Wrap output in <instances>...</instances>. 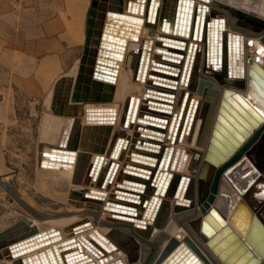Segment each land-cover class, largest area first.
Returning <instances> with one entry per match:
<instances>
[{
  "label": "bare ground",
  "instance_id": "1",
  "mask_svg": "<svg viewBox=\"0 0 264 264\" xmlns=\"http://www.w3.org/2000/svg\"><path fill=\"white\" fill-rule=\"evenodd\" d=\"M177 1L102 0L97 3L98 12L95 16L98 20L93 24V37L89 41L91 45L88 46L86 66H83L75 78L65 76L68 77L66 81L62 85H56L52 97L49 98V101H53L52 105L51 102L50 105L46 104L52 113L44 118L45 123L41 131V139L44 140L40 139L39 152L37 151L42 175L38 174L33 190L23 192L25 197L31 198L30 204L23 200L24 206L34 216L23 215L13 226L0 231V264H36L33 256H37L40 264H44L40 255L42 251L49 263L53 264L47 249L50 247L53 251L55 246L59 252L61 246L58 244L70 239L72 241L69 243H79L83 254L88 257L94 252L102 258H111L110 262L120 259L122 264H143L146 258L145 247L148 245L146 240H158L163 234L166 236L160 241L159 250L151 264H155L170 238L179 242L190 238L208 258H211V250L202 240L204 233L201 230L196 231L193 223L200 221L202 225L204 216L209 213L211 207L222 215L227 213L232 205L229 186L234 189L245 187V173L250 168L245 160L230 174L224 173L215 201L205 211L202 209L205 198L198 192L199 174L220 103L226 100L224 91L230 89L238 93L246 92L249 74L246 73L235 84L231 82L226 73L225 49L221 55L222 63L216 65L218 68L214 70L210 59L206 58V21L225 18L221 27L223 40L227 32L240 36L239 62L246 68L252 59L264 69V44L260 40L264 31H258L264 21V0H188L192 17L190 29H185L182 36L174 33L168 26L162 27L164 18L173 24ZM203 6L207 9L204 15V33L202 38H199L198 34L193 38L197 8H200L201 15ZM167 37L186 41V45H182L185 49L181 51L184 57L179 59L180 63H171L180 68L179 71H173L178 75L177 78L174 77L178 80L177 83L152 76L158 74L152 71L155 63L164 62L163 54L158 49L173 50L163 43ZM75 84L80 85L79 93H86L87 101H73ZM150 89L174 93L173 98L162 95L163 98L173 101L170 102L172 106L155 103L163 100H158L156 96L159 95ZM186 92H189V98L182 108L183 117L180 120L178 138L174 140L173 130L178 124V115ZM132 97L138 101L136 108L131 110L133 113L126 120V111ZM191 98L194 100L192 104ZM97 108H111V117L115 115V119L99 118L108 117L109 113ZM153 108L173 112L175 120L171 133L168 131L172 120L170 115H166L169 120L164 123L167 126L164 136L144 130L145 124L140 119L143 118V112L152 113L150 111ZM188 109L190 111L186 119L185 113ZM67 110L70 112H61ZM150 134L154 139L149 138ZM119 138H122L120 142ZM144 141L157 143L161 147L143 144ZM116 144V151L113 152ZM167 146H173L168 167V172H171L173 177L172 184L163 195L158 194L154 202L144 205V201H149L153 194L152 186L148 185L138 193V197L119 191L124 189L119 188L118 184L127 177L123 173L126 164L145 167L143 162L155 163L154 159L146 156H156L155 152L160 151L157 156L161 157ZM177 148H180V151L185 149L188 156L182 170L170 168ZM179 154L180 152L176 156V162L179 160ZM112 161L118 163V167L113 169L112 179L103 183ZM182 175L190 178L185 196L180 193L177 195L175 190L171 191L175 179ZM12 177L7 176L0 180V185L13 190L15 178L13 180ZM203 181L206 184L211 179L204 178ZM257 196L261 199L264 195ZM120 197L133 202L122 200ZM184 197L190 198L191 201L184 200ZM15 201L22 203L19 199ZM117 203L133 206L135 209ZM239 219L243 223L247 220V215L242 209L239 211ZM43 220L53 224L46 225ZM86 222V225L80 226ZM250 223L247 221L248 228ZM232 228L240 235L241 232L233 224ZM43 232L46 235L44 234L42 239L35 238L37 245L45 243L42 247L36 249L32 242L13 248L15 243ZM255 235H260L258 230ZM206 238L209 237L206 235ZM93 239L103 244L106 250ZM187 248L192 250L188 245ZM53 254L56 264H59L54 252ZM58 254L63 261L62 254ZM258 257L262 264L264 256Z\"/></svg>",
  "mask_w": 264,
  "mask_h": 264
},
{
  "label": "water",
  "instance_id": "2",
  "mask_svg": "<svg viewBox=\"0 0 264 264\" xmlns=\"http://www.w3.org/2000/svg\"><path fill=\"white\" fill-rule=\"evenodd\" d=\"M92 4H96V2L94 1ZM188 6V0H178L176 3L173 24L171 21L164 18L162 21V27L168 26L169 28H172L171 30L174 33H178L182 36L185 29H190L189 26L192 16L191 10ZM201 9L202 14L199 15L200 8H197L193 38H196L197 34L199 38H202L204 33V15L207 9L204 6ZM112 13H114V15L116 14V12ZM117 14L121 15V13ZM91 16H94V13L93 9L90 8L86 21L87 28L84 54L89 52L87 47L90 41L89 36L91 30L89 27L93 25ZM223 23H225V18L223 17L213 18L211 21H206V58L210 59L214 70H216L218 68L216 65H220L222 63L221 55L223 49H225L227 54L226 73L228 78L235 84L240 81L246 73H248V88L246 92L241 93L234 92L230 89H226L224 91L226 100H222L220 103L212 136L208 144V149L204 155V161L199 174L200 181L198 185V192L199 194H203L205 198L202 209L205 211V209L210 208L211 204L215 201L216 195L219 192L222 175L224 173L226 175L230 174L245 160H247L250 168L247 173H245L247 180L245 182V187L242 189L237 187L234 189L229 186L232 205L229 207L230 209L226 211L227 213L222 215L217 209L211 207L209 213L205 214V219L203 220L202 225L200 221L193 223V227L196 231L201 230L204 233V235H202V240L210 248L212 253L210 255L211 258H208L190 238L185 239V245L184 242H179L175 238H170L160 256L155 260V264H260L261 260L258 255L264 256V196L261 199H258L257 196V194L264 195V69L252 59L249 60L250 65L246 68L243 63L239 62L238 51L240 36L238 34H231L230 32H227L226 37L223 40L221 33ZM258 29V31H264V21L260 24ZM260 40L264 44V34ZM163 43L167 48L175 51L162 48L158 49V51L163 54L162 59L164 62L158 61L155 63L152 71L157 72L158 74H152V76L160 80L177 83L178 80L176 78L178 75L174 74L173 71H179L180 68L172 65L171 63H177L180 58L184 57V54L181 51H184L185 47L182 45H186V41L179 38L167 37L166 42ZM191 46L192 45L190 44L189 48H191ZM84 58L85 56L83 55L81 60L83 61ZM67 78L68 77L65 76L60 78L56 85H62ZM70 87L71 86H69V89L71 90ZM163 87L168 86L163 85ZM79 91L80 85L75 84L72 96L73 101H87L88 98L86 93H79ZM150 91L159 95H155L158 100H163V102L155 101V103L163 106H172L170 102L173 101L163 98L162 95L173 98L175 97L174 93L155 89H150ZM188 98L189 92H186L181 103V110L178 115V124L175 127V130H173L174 140L178 138L177 135L180 129V120L183 117L182 108L185 106V102ZM96 99L97 98H93V100ZM137 101L138 100H136V98H131L126 111V120L130 114L133 113L131 110L136 108ZM193 101V98H191V104ZM189 111L190 110L188 109L185 113L186 119L189 115ZM61 112L66 114L69 113L70 110ZM110 112L112 113V111ZM150 112L152 113L143 112V118L140 119V121L145 124L144 130L152 134L164 136L166 134V131L164 130H166L167 127L164 123L166 124L169 120L166 115H170L172 120L170 126H168V131H170V133L172 132V126L175 120L173 112H169L162 108H153ZM157 113H161L162 115L159 116ZM145 118H148L149 120H145ZM181 131H183V128ZM152 134L148 135L150 139H154ZM121 140L122 138H119L118 142ZM143 144L159 145L149 141H144ZM159 146L161 147V145ZM116 148L117 144L113 152L116 151ZM172 150L173 146L171 148L167 146L165 147L161 157L157 156L160 154V151L155 152L157 154L156 156H146L147 158L154 159L155 163L151 164L143 162L145 167L126 164L123 173L127 177L118 184L119 188L124 189H120L119 191L127 195L138 197V193L142 192V190L149 185L153 187V194L151 195L149 201H144V205H146L147 202H154L157 199L158 194L163 195L172 184L171 180L173 175L171 172H168ZM185 151V149L181 151L180 148L176 149L170 168L175 169L176 167L178 170H182L188 158ZM179 152V160L176 162V156ZM226 159L228 160L225 161ZM116 167H118V163H115L114 161L109 164L103 183L112 179L113 176L111 175L113 169ZM204 178L211 179V181L205 184L203 181ZM189 181L190 178L185 177L184 175L177 177L171 186V191L175 190L177 195L180 193L182 196H185ZM120 199L133 202V200L127 198L125 199L120 197ZM184 200L191 201V199L187 197H184ZM117 204L130 209H135V207L126 204ZM241 209L247 215L245 223L241 222L239 219V211ZM247 221L251 222L249 228ZM232 224L241 232L240 235L233 230ZM257 230L260 233V237L255 235V231L257 232ZM44 234L46 235V233L43 232V234H37V236L35 235L28 239L21 240L15 243L13 248L28 245L29 243L34 242V245H36L35 248L38 249L45 243L37 245L35 238L40 240V238L42 239V237L45 236ZM206 235L209 237L208 239L206 238ZM94 240L101 248L105 249L103 244L96 239H93V241ZM71 241L72 240L70 239L58 244L61 246L59 252L62 254L63 261H61L60 255L58 254L59 252L55 246L53 247V251L50 247L47 249L49 259L53 264H56L53 252L58 259L59 264H122L120 259L110 262L111 258H102L100 254H96L94 252H91L92 255L88 257L87 254H83L79 243L70 244L69 242ZM187 245L192 250L189 251ZM40 255L44 259V264H50L43 251L40 252ZM33 258L36 259V264H40L37 256H33ZM262 264H264V261Z\"/></svg>",
  "mask_w": 264,
  "mask_h": 264
},
{
  "label": "crops",
  "instance_id": "3",
  "mask_svg": "<svg viewBox=\"0 0 264 264\" xmlns=\"http://www.w3.org/2000/svg\"><path fill=\"white\" fill-rule=\"evenodd\" d=\"M88 9L89 0H0V134L21 103L49 96L78 65Z\"/></svg>",
  "mask_w": 264,
  "mask_h": 264
},
{
  "label": "rangeland",
  "instance_id": "4",
  "mask_svg": "<svg viewBox=\"0 0 264 264\" xmlns=\"http://www.w3.org/2000/svg\"><path fill=\"white\" fill-rule=\"evenodd\" d=\"M94 1L96 2V4H92V2ZM100 1L102 0H89V9H93L94 13V16H91L93 24L98 20L97 16L95 15L96 12H98L97 5L100 3ZM89 28L91 30L89 36L91 40V37H93L94 26L92 25ZM90 45L88 44L87 47H90ZM83 55L85 56V58L82 61L81 58ZM82 56L78 65L69 71V75H67L68 77H77V74L80 73V70L83 68V66H86L87 57L89 56V54H84L83 51ZM57 82L55 83L54 88ZM54 88L49 96H46L40 101L21 103L17 111L18 116L10 117L8 120L7 124L9 130L0 134V180L5 179L7 176L12 177L14 175L12 179L14 180L15 178L14 184L17 188L16 189L14 186V189L11 190L9 188H5L3 185H0V227L4 226L3 228H0V231L13 226L15 222L17 223L21 220V217H23V215H25V217H32V215L34 216V214H32L24 206L25 202L30 204L29 201L31 200V198L25 197L23 195V192H26L27 190H33V187H36L34 185L36 184L37 178L42 175L37 161V153L39 152V143L41 142L40 139L42 138L41 131L43 128L42 126L45 123L44 118L46 119L49 114L52 113L49 105L50 102L52 105L53 101H49V98L52 97L51 94L54 92ZM51 135L52 133L50 134L49 138L52 137ZM21 194L24 197H22ZM15 199L17 201L19 199V201H22V203L19 202L21 203L19 204L15 201ZM9 201H11V203ZM43 223L46 225L53 224L46 220ZM164 236H166V234L158 237L159 239L155 241H148L140 236L143 240H146L148 242V245L145 247L146 258L144 259L143 264H151L153 262L159 250L160 241L164 239Z\"/></svg>",
  "mask_w": 264,
  "mask_h": 264
}]
</instances>
